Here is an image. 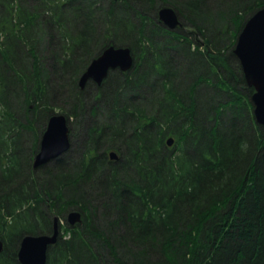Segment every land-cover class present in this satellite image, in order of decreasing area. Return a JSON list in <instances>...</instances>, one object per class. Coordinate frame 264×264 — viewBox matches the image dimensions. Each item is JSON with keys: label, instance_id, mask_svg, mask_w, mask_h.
<instances>
[{"label": "trees", "instance_id": "1", "mask_svg": "<svg viewBox=\"0 0 264 264\" xmlns=\"http://www.w3.org/2000/svg\"><path fill=\"white\" fill-rule=\"evenodd\" d=\"M164 7L179 16L174 30L159 18ZM262 8L264 0H0V264H20L22 238L51 235L54 215L73 210L81 222L68 239L60 231L46 264H264V126L233 52ZM111 45L131 50L130 72L81 88ZM59 93L66 109L51 100ZM55 114L73 141L37 172ZM74 121L85 128L79 145Z\"/></svg>", "mask_w": 264, "mask_h": 264}, {"label": "water", "instance_id": "2", "mask_svg": "<svg viewBox=\"0 0 264 264\" xmlns=\"http://www.w3.org/2000/svg\"><path fill=\"white\" fill-rule=\"evenodd\" d=\"M159 18L171 29L180 23L178 14L172 8H162L159 11ZM233 52L240 62L246 84L254 89V94L251 96L254 119L257 124L264 126V8L246 21ZM130 54L131 51L126 47L106 48L89 64L80 79V86L83 88L89 79L100 84L110 70L130 71L133 67ZM173 143V138L168 139V146H172ZM70 147V128L66 117L53 115L49 118L46 130L40 139L39 150L33 161L34 169H39L62 156ZM109 156L112 160L119 158L114 152L109 153ZM81 217L80 211L73 210L68 212L67 221L74 226L81 221ZM59 234V217H55L54 231L51 235L24 236L17 253L20 264H46L48 248L57 243ZM3 249L4 244L0 239V253Z\"/></svg>", "mask_w": 264, "mask_h": 264}, {"label": "rangeland", "instance_id": "3", "mask_svg": "<svg viewBox=\"0 0 264 264\" xmlns=\"http://www.w3.org/2000/svg\"><path fill=\"white\" fill-rule=\"evenodd\" d=\"M197 44H202L200 41L199 42H197ZM236 57V56H235ZM237 58V57H236ZM238 60V59H237ZM236 59H234L233 57H231L230 58V63L232 64V65H236L235 63H236V61H237ZM238 62H239V60H238ZM58 91H60L59 89H61V87L59 86V87H57L56 88ZM200 91H203V89L202 90H200ZM199 91V92H200ZM58 93V92H57ZM62 95L63 94H60L59 93V96H58V94H57V96H55V98H53V99H51V100H54L55 99V103L56 104H59L61 107H62V109L63 108H67V105L65 106V104L63 103V101L61 100L62 99ZM60 108V107H59ZM53 109L55 110L56 109V105H55V107H53ZM61 108L60 109H56V112H61V111H63ZM17 113H19V111L17 112ZM20 114V113H19ZM36 118L35 119H33V125L35 126L34 128L36 129V131H37V135H38V133H39V131H40V127L42 126V124H43V122H42V119H38L37 120V116H35ZM80 121V120H79ZM40 122H42V123H40ZM75 124L77 125V127L75 126ZM73 126H75V130H76V136H75V143H76V145H79V143L81 142V140H83L84 138H85V136H84V133H85V128H83L82 126H81V124L79 123V122H75L74 121V123H73ZM73 126H72V128H73ZM33 132H34V130H32ZM34 135H33V133H29V135L28 136H24L23 137V146L22 147H25V151H24V153H23V155L24 156H29V154H30V152H31V148H32V141L34 140ZM37 141H38V137H37ZM73 141V139H72V137H71V142ZM20 153H21V150H20ZM25 158H27V157H25ZM33 167V166H32ZM33 169H34V167H33ZM35 170H37V169H35ZM37 172H39V170H37ZM57 215H59V217H60V231H61V235L63 234L64 235V232L66 231V229H68V228H71L70 226H69V224H68V222H67V212H65L64 214H57ZM57 215H54V216H57ZM68 232V231H67ZM68 236L69 235H64V239H68Z\"/></svg>", "mask_w": 264, "mask_h": 264}, {"label": "bare ground", "instance_id": "4", "mask_svg": "<svg viewBox=\"0 0 264 264\" xmlns=\"http://www.w3.org/2000/svg\"><path fill=\"white\" fill-rule=\"evenodd\" d=\"M166 8H171V7H166ZM172 9H173V8H172ZM260 10H261V9H260ZM258 11H259V10H258ZM258 11H257V12H258ZM257 12H256V13H257ZM176 13H177V12H176ZM163 24H164V23H163ZM164 25H165V24H164ZM179 25H180V23H179ZM179 25H178V26H179ZM165 26H166V25H165ZM178 26H176L175 28H177ZM244 26H245V25H244ZM166 27H167V26H166ZM167 28L170 29V30H174V29H175V28L171 29V28H169V27H167ZM241 31H242V29H241ZM239 34H240V33H239ZM128 49H129V48H128ZM129 50H130V49H129ZM130 51H131V50H130ZM130 58H131V60H132V62H133V64H134V58H133V56H132V53L130 54ZM82 76H83V75H82ZM104 79H105V78H104ZM104 79H103V80H104ZM89 80H93V79H89ZM103 80H102V82H103ZM93 81H94V80H93ZM102 82H101V83H102ZM86 83H87V82H86ZM86 83H85V85H86ZM96 83H97V82H96ZM101 83H100V84H101ZM97 84H99V83H97ZM100 84H99V85H100ZM84 87H85V86H84ZM84 87H83V88H84ZM81 88H82V87H81ZM253 94H254V93H253ZM55 115H56V114H55ZM58 115H63V116H65L64 114H58ZM65 117H66V116H65ZM66 119H67V118H66ZM67 122H68V120H67ZM111 152H112V153H113V152L116 153L117 156L119 157V155H118V153H117L116 151H110V153H111ZM109 158H110V156H109ZM110 159H111V158H110ZM111 160H112V159H111ZM113 161H114V160H113ZM77 211H79V210H77ZM81 219H82V217H81ZM67 222H68V221H67ZM80 222H81V221H80ZM80 222H78V223H80ZM78 223H77V224H78ZM68 224H69V223H68ZM45 235H49V234H45ZM59 235H60V234H59Z\"/></svg>", "mask_w": 264, "mask_h": 264}]
</instances>
